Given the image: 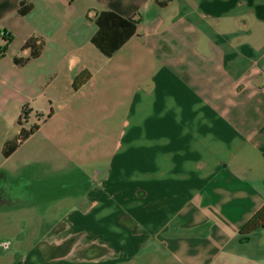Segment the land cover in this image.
Here are the masks:
<instances>
[{
  "label": "crops",
  "instance_id": "0c3cea01",
  "mask_svg": "<svg viewBox=\"0 0 264 264\" xmlns=\"http://www.w3.org/2000/svg\"><path fill=\"white\" fill-rule=\"evenodd\" d=\"M2 31L0 264H264V0H0Z\"/></svg>",
  "mask_w": 264,
  "mask_h": 264
},
{
  "label": "trees",
  "instance_id": "16d2710c",
  "mask_svg": "<svg viewBox=\"0 0 264 264\" xmlns=\"http://www.w3.org/2000/svg\"><path fill=\"white\" fill-rule=\"evenodd\" d=\"M20 13H25V9L23 6L20 7ZM100 27V26H99ZM3 33V39H5V43L3 45H0V57L4 54L7 44L11 41V36L5 31H2ZM128 35V34H127ZM126 36L119 35V37H115L113 35V38L109 36L107 32H96L92 37V42L98 47L105 55L110 56L112 53L120 47V45L125 41ZM30 46L33 47L32 56H35L37 54V50L34 47V42L29 40L27 42ZM84 79L81 76H76L74 79V87H77L81 83H83ZM25 109V107L23 108ZM24 111V110H23ZM22 113L24 114V117H26V111ZM36 127H33L29 133H32L33 129ZM27 133H22L19 138L24 139L27 137ZM18 138V139H19ZM10 151L7 149V146L4 148V154L7 155ZM263 227L264 228V206L256 211L251 218L244 224V226L240 229V233L243 237H245L247 234L250 233L255 228Z\"/></svg>",
  "mask_w": 264,
  "mask_h": 264
},
{
  "label": "rangeland",
  "instance_id": "374dc122",
  "mask_svg": "<svg viewBox=\"0 0 264 264\" xmlns=\"http://www.w3.org/2000/svg\"><path fill=\"white\" fill-rule=\"evenodd\" d=\"M76 180V182H74ZM71 181V189H82L83 187H84V181H82V179L80 178V179H71L70 180ZM13 184H14V182H13ZM13 184H11L12 185V188L11 189H13V190H10L11 192H13L14 190H18V191H20V189L21 188H17V186H15V185H13ZM19 185H21V184H19ZM76 185V186H75ZM21 187V186H20ZM15 188V189H14ZM31 188L30 187H28V188H26V189H22V191H23V193H25V194H28V195H26L28 198L30 197L29 196V193L31 192ZM25 198H23V200H24ZM27 203V202H26ZM25 203V204H26ZM25 215V214H24ZM25 217V216H24Z\"/></svg>",
  "mask_w": 264,
  "mask_h": 264
},
{
  "label": "built area",
  "instance_id": "2783aa9c",
  "mask_svg": "<svg viewBox=\"0 0 264 264\" xmlns=\"http://www.w3.org/2000/svg\"><path fill=\"white\" fill-rule=\"evenodd\" d=\"M0 38H1V39L3 40V42L5 43L6 40L3 39V33H2V32H0ZM0 55H1V52H0ZM23 112H24V111H23ZM24 118H25V117H24V114L22 113V115H21V117H20V120L24 121ZM21 141H22V138H19L17 142L20 143Z\"/></svg>",
  "mask_w": 264,
  "mask_h": 264
}]
</instances>
